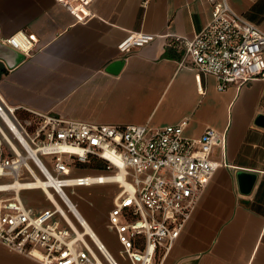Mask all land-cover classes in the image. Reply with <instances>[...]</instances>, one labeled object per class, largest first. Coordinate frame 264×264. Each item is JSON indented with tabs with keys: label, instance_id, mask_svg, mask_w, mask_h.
Wrapping results in <instances>:
<instances>
[{
	"label": "crops",
	"instance_id": "1",
	"mask_svg": "<svg viewBox=\"0 0 264 264\" xmlns=\"http://www.w3.org/2000/svg\"><path fill=\"white\" fill-rule=\"evenodd\" d=\"M218 1L94 0L93 16L80 22L59 0H0V41L19 31L34 41L29 53L5 43L25 55L12 68L0 59V94L10 105L99 123L189 117L187 136L207 127L226 133L225 148L213 151L221 165L156 264H264V81L220 90L214 75L203 74L199 83L176 39L193 38ZM227 1L264 29V0ZM135 31L156 38L121 52ZM242 171L255 174L248 192Z\"/></svg>",
	"mask_w": 264,
	"mask_h": 264
},
{
	"label": "built area",
	"instance_id": "2",
	"mask_svg": "<svg viewBox=\"0 0 264 264\" xmlns=\"http://www.w3.org/2000/svg\"><path fill=\"white\" fill-rule=\"evenodd\" d=\"M93 1L59 0L80 22L93 16ZM155 38L130 32L119 50L129 52ZM176 39L194 63L199 83L203 74L214 75L220 90L264 81V29L227 0L215 3L211 19L193 38ZM4 42L24 53L34 46L24 31ZM189 122L184 117L169 125L99 123L13 106L0 94V244L42 264H156L221 165L214 148L226 146V133L214 127L187 136ZM92 158L106 168L87 169ZM122 169L131 189L117 182L121 191L108 214L115 248L95 228L86 229L63 189L107 184L102 174ZM39 179L44 182L38 187H23ZM33 189H41L49 204L25 192Z\"/></svg>",
	"mask_w": 264,
	"mask_h": 264
},
{
	"label": "rangeland",
	"instance_id": "3",
	"mask_svg": "<svg viewBox=\"0 0 264 264\" xmlns=\"http://www.w3.org/2000/svg\"><path fill=\"white\" fill-rule=\"evenodd\" d=\"M87 169L93 167L85 166ZM121 188L118 183L109 184H94L90 186H78L68 189L69 194L73 197L75 202L79 205L81 211L90 220L93 227L101 232L103 237L109 240L111 246L117 248L118 244L114 233H108L107 227L108 214L110 209L114 206L115 198ZM28 195L37 196L44 205H48L49 201L46 199L44 192L41 189H33L25 191ZM0 264H42L34 257L21 255L12 252L9 249L2 248L0 244Z\"/></svg>",
	"mask_w": 264,
	"mask_h": 264
},
{
	"label": "bare ground",
	"instance_id": "4",
	"mask_svg": "<svg viewBox=\"0 0 264 264\" xmlns=\"http://www.w3.org/2000/svg\"><path fill=\"white\" fill-rule=\"evenodd\" d=\"M124 174H125V170L122 169V171H119L117 173L102 174V178H103V181L107 184L122 182V186L126 187V190H130L131 189L130 181H128L124 178V176H125ZM43 182L44 181L41 179L36 180V181L31 180V181L26 182L23 187L36 188L39 186L40 183L42 184ZM49 183H52V180H49ZM16 184L23 185V183H21V181L17 182ZM46 191L50 194V196H52V191L49 188L46 187ZM63 192L65 194V197H66L70 207L80 216V218L82 219V221L84 222V224L86 226V229L88 231L92 232L94 230L93 229L94 227H93L92 223L90 222V220L81 211V209L79 208V206L77 205V203L75 202V200L73 199L71 194H69V192L66 189H63ZM60 208L64 210V208L61 205H60ZM69 220L73 223L74 226H76L74 224L73 219H71L69 217ZM79 233L81 234V231H79Z\"/></svg>",
	"mask_w": 264,
	"mask_h": 264
},
{
	"label": "water",
	"instance_id": "5",
	"mask_svg": "<svg viewBox=\"0 0 264 264\" xmlns=\"http://www.w3.org/2000/svg\"><path fill=\"white\" fill-rule=\"evenodd\" d=\"M25 58V55L0 41V59L4 60L8 67L12 68L16 66L20 61ZM239 179L241 182L246 184L247 189H244L245 192L251 190L255 180V174L242 171L239 173ZM246 180H249L247 182Z\"/></svg>",
	"mask_w": 264,
	"mask_h": 264
},
{
	"label": "trees",
	"instance_id": "6",
	"mask_svg": "<svg viewBox=\"0 0 264 264\" xmlns=\"http://www.w3.org/2000/svg\"><path fill=\"white\" fill-rule=\"evenodd\" d=\"M84 166H89V167L98 168V169H104V168H106V163L99 158H92L89 161V163L85 164Z\"/></svg>",
	"mask_w": 264,
	"mask_h": 264
}]
</instances>
